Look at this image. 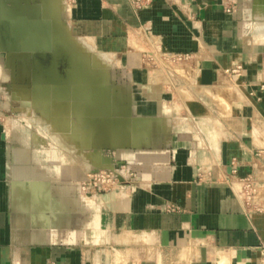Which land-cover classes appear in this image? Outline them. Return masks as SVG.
Here are the masks:
<instances>
[{"label":"crops","instance_id":"1","mask_svg":"<svg viewBox=\"0 0 264 264\" xmlns=\"http://www.w3.org/2000/svg\"><path fill=\"white\" fill-rule=\"evenodd\" d=\"M0 4L92 53L59 98L50 56L0 51V264H258L264 0Z\"/></svg>","mask_w":264,"mask_h":264},{"label":"water","instance_id":"2","mask_svg":"<svg viewBox=\"0 0 264 264\" xmlns=\"http://www.w3.org/2000/svg\"><path fill=\"white\" fill-rule=\"evenodd\" d=\"M51 29L52 28L45 29L42 26L36 24L35 22L30 21L29 19L26 20L22 12H15V14H9L6 6L0 4V51H10L12 53H27L32 57H35L34 59L36 63H39L36 57L48 58V56H50L49 64L46 65L48 69L45 71H48V74L53 75L54 68L58 65V97L60 98L63 96V94H61V89L68 86L67 84H64V80H67L68 83H71L72 81L77 82L86 80L87 77L86 73L82 71V67L75 68L72 63L71 67L73 69H64L62 74L61 69H59L60 60L67 58L71 62V60H74L73 56L76 53L74 51L66 53V51H70L68 49V46L66 45H69L70 47L71 45L73 46V42H71L66 33L62 38V40L64 39L63 42L65 43L66 50L59 51L58 43H56L54 38H52ZM56 29H58V27ZM4 36L6 38H9V40L3 41L2 38ZM14 41H16L18 45L15 46V48H11L10 43ZM68 77L71 79L68 80ZM46 78L47 79H44L42 77L40 78L39 76H34L32 78L33 86L40 89L44 86L46 90L50 88H52L53 90L55 87L54 78ZM110 170L114 171L120 178V175L115 169Z\"/></svg>","mask_w":264,"mask_h":264},{"label":"built area","instance_id":"3","mask_svg":"<svg viewBox=\"0 0 264 264\" xmlns=\"http://www.w3.org/2000/svg\"><path fill=\"white\" fill-rule=\"evenodd\" d=\"M152 0H132L134 5L138 8H142ZM230 10V9H228ZM259 155L264 156V150L259 151ZM118 175L109 169H101L94 172H91L87 178L81 183L80 188L83 192L91 193L95 190L103 191L107 188H110L115 183L119 181ZM253 179L250 177L244 178L243 183L245 185V193L250 198L254 193ZM239 264V263H237ZM258 264H264V250H261L260 258Z\"/></svg>","mask_w":264,"mask_h":264},{"label":"rangeland","instance_id":"4","mask_svg":"<svg viewBox=\"0 0 264 264\" xmlns=\"http://www.w3.org/2000/svg\"><path fill=\"white\" fill-rule=\"evenodd\" d=\"M57 25H55V26H57L58 27V29H55V28H57V27H53L52 29H51V35H52V38H54V33H58V49H59V51H65L66 50V46H68V49L70 50V51H66V53H70V52H72V51H74L76 54H74V56H73V59L74 60H71V62H70V60L69 59H62V60H60V66H59V69H61L62 70V74H63V70L64 69H67V70H70V69H73L72 67H71V63L75 66V68H79V67H88V68H90L91 66H92V61H86V59H90V57L92 58V53H91V51H89V50H86L87 49V47H85V46H82L84 49H82V48H80L78 45H76V44H73V46L71 45V47L69 46V45H66L65 46V43L63 42V40H62V38L64 37V35H65V27H63V25L62 24H60V23H56ZM55 30H56V32H55ZM63 31H64V33H63ZM67 34V33H66ZM68 38L71 40V42L73 41L72 40V38H71V36L68 34ZM3 39V41H5V40H9V38H6L5 36L2 38ZM63 43H64V46H63ZM72 44V43H71ZM63 47H65V48H63ZM81 50H80V49ZM63 49V50H62ZM79 49V50H78ZM82 69V68H81ZM71 74V73H70ZM67 79V78H66ZM69 79H71V78H69L68 77V80ZM47 100H49V99H47Z\"/></svg>","mask_w":264,"mask_h":264},{"label":"bare ground","instance_id":"5","mask_svg":"<svg viewBox=\"0 0 264 264\" xmlns=\"http://www.w3.org/2000/svg\"><path fill=\"white\" fill-rule=\"evenodd\" d=\"M13 43V42H12ZM33 43V42H32ZM18 43L16 41H14V46H11V48H15V46H17Z\"/></svg>","mask_w":264,"mask_h":264}]
</instances>
